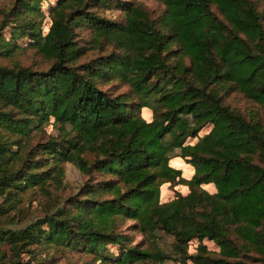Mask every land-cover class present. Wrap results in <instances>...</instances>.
I'll list each match as a JSON object with an SVG mask.
<instances>
[{
    "label": "trees",
    "instance_id": "obj_1",
    "mask_svg": "<svg viewBox=\"0 0 264 264\" xmlns=\"http://www.w3.org/2000/svg\"><path fill=\"white\" fill-rule=\"evenodd\" d=\"M38 1L0 9V29L12 27L8 39L0 34V56L11 57L12 38L27 36L48 61L37 68L0 60V215L13 221L16 210L21 221L22 192H48L67 160L85 178L44 215L0 225V264H46L37 256L52 247L86 256L64 264H264V118L225 101L233 86L264 110V5L162 0L152 15L124 0L120 22L97 12L115 0H60L42 33L32 18ZM81 27L93 33L87 44ZM50 118L60 131L31 143ZM176 155L193 167L189 178L169 164ZM165 181L188 191L160 201ZM208 182L214 192L202 187ZM126 218L133 222L120 229ZM128 229L149 243L133 242ZM161 233L172 235L170 248Z\"/></svg>",
    "mask_w": 264,
    "mask_h": 264
},
{
    "label": "rangeland",
    "instance_id": "obj_2",
    "mask_svg": "<svg viewBox=\"0 0 264 264\" xmlns=\"http://www.w3.org/2000/svg\"><path fill=\"white\" fill-rule=\"evenodd\" d=\"M16 0H0V9H9L13 6ZM124 0H115L109 3L108 5H103L99 7L98 13L103 15L106 18L114 21H122L124 15ZM129 1V0H125ZM133 3H141L143 4L152 15L158 14L164 8V3L162 0H131ZM60 0H39L36 7L34 8V12L32 13V18L35 19L37 25L40 26V30L42 33H45L48 29L51 22V12L53 7L58 4ZM259 6L262 7L264 5V0H258ZM16 4L13 6L15 7ZM97 10V9H95ZM2 13L0 12V21H1ZM11 25L7 24L4 28L0 29V34L4 39H8L10 37ZM79 36L81 37V41L84 43H88L91 39L93 33L90 28L81 27L77 29ZM16 45L14 46L15 51L10 55L11 57L4 58L0 56V60L5 63L6 60H17L19 59L22 64H29L32 67L43 68L48 66V61L41 56L35 48L30 45V41L27 36L12 38V40ZM110 46L104 45L103 49L95 48L91 49L88 52V58L94 56L97 52H106ZM90 56V57H89ZM81 61V60H80ZM115 83V88L120 91H124L128 89L127 83L118 82L113 80ZM112 82V83H113ZM229 92H225L227 96H225V101L230 102L232 105L243 110L246 115L254 114L257 112H261L264 118V110L262 112L260 106L256 101L250 100L243 96L242 92L238 89H233V86H229ZM146 107V106H144ZM140 115L147 119L148 121L152 119V112L149 108H146V113H143V107L140 109ZM206 129L202 130L203 133ZM60 131L59 124L54 123L53 119L50 118L46 122H43L40 127L32 131L30 142L33 143L36 140L41 139V134H56ZM190 142H194L196 137L189 138ZM89 157L93 156L92 153L88 154ZM176 157H180L181 159H175ZM185 159L179 155L173 156L169 159V164L175 168L180 169L181 176L185 178H189L193 173V167L190 163L184 162ZM64 168V175L61 181L56 183H50L47 188L48 192L43 191L39 188H28L24 192H22L21 200L18 203V207L22 211V215L24 218L21 221H18V217H21L16 210H11L9 213H14V220H10L9 216L0 215V225L3 227H18L22 223L33 219L34 217H40L44 215V212L50 207L52 199L55 198V202L59 199L62 200L64 197L69 195L70 193L75 192L78 189L79 184L85 178V175L79 170V168L70 160H67L62 163ZM202 187H204L209 192H214L215 188L213 183H203ZM188 191V186L183 183L179 184H171L170 181H165L161 183L159 187V200L166 201L175 196L177 192L186 193ZM132 219H123L119 223L120 229H125L127 225L132 223ZM127 232L130 237L133 239V242H142L144 245L149 243V240L144 236L141 232L133 229H128ZM161 244L165 243L166 247L170 248V241L173 239L172 235L169 233H161ZM203 242L206 244L207 248L212 252H217L219 250V246L216 241L208 238H204ZM198 240L192 239L189 242L188 250L189 252H194L196 250ZM2 247L8 248L9 245L7 243H3ZM107 247L113 252H117V245L107 243ZM45 251L43 254H39L37 257L46 259V264H64L67 261H77L82 257H86L83 254H80L78 251L69 250V249H57L56 247L52 248H44ZM45 255V256H44ZM167 262H173L172 259L169 258ZM186 264H194L192 261L187 260Z\"/></svg>",
    "mask_w": 264,
    "mask_h": 264
}]
</instances>
